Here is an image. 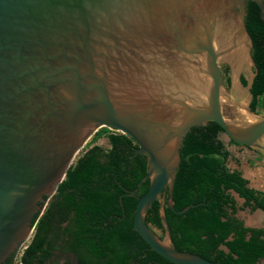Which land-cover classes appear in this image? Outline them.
Masks as SVG:
<instances>
[{"label": "water", "instance_id": "obj_1", "mask_svg": "<svg viewBox=\"0 0 264 264\" xmlns=\"http://www.w3.org/2000/svg\"><path fill=\"white\" fill-rule=\"evenodd\" d=\"M249 1L264 19V0H0V264L28 240L32 217L103 127L148 157L146 175L124 194L149 182L137 234L174 264H216L171 245L164 203L168 195L173 209L179 149L193 127L214 122L264 155V116L247 105ZM220 64L230 67L229 94ZM249 114L254 123L244 122ZM155 201L162 240L145 221Z\"/></svg>", "mask_w": 264, "mask_h": 264}, {"label": "trees", "instance_id": "obj_2", "mask_svg": "<svg viewBox=\"0 0 264 264\" xmlns=\"http://www.w3.org/2000/svg\"><path fill=\"white\" fill-rule=\"evenodd\" d=\"M246 29L251 37L254 78L249 88V108L264 110V19L256 3L246 5ZM230 86L228 68L223 70ZM242 86L248 82L241 77ZM224 134L214 122L193 127L180 145L181 162L174 179L173 209L166 200L164 215L171 245L216 264H258L264 260V228L244 225L236 214L243 207L264 212V192L248 186L240 172L226 166L230 153L220 139ZM106 138L107 147L97 145ZM230 144H234L229 140ZM130 137L103 127L78 153L47 200L35 223L31 242L18 264H174L152 251L134 229L138 198L149 186L144 182L135 196H124L146 175L148 157L137 154ZM193 205L184 213H178ZM37 219V215L34 221ZM145 221L161 232L164 226L155 201ZM6 264H13L12 258Z\"/></svg>", "mask_w": 264, "mask_h": 264}, {"label": "crops", "instance_id": "obj_3", "mask_svg": "<svg viewBox=\"0 0 264 264\" xmlns=\"http://www.w3.org/2000/svg\"><path fill=\"white\" fill-rule=\"evenodd\" d=\"M227 149L230 153L226 163L229 170L240 172L242 177L248 181V186L250 188L264 192V159L254 157V155L249 153L245 148L241 149V147H236L232 149L227 147ZM234 199L236 201V197H234ZM237 199L241 200L243 206L244 200L242 198ZM236 216L244 222L246 227L264 228V212L259 209L251 212L249 211L245 214L240 208ZM263 261L264 260H261L260 262Z\"/></svg>", "mask_w": 264, "mask_h": 264}, {"label": "flooded vegetation", "instance_id": "obj_4", "mask_svg": "<svg viewBox=\"0 0 264 264\" xmlns=\"http://www.w3.org/2000/svg\"><path fill=\"white\" fill-rule=\"evenodd\" d=\"M223 70H224V69H221L222 74H223ZM252 70H254V66L252 67ZM253 72H254V71H253ZM223 77H224V74H223ZM224 85H225V81H224ZM243 87H244V86H243ZM250 99H251V96H250V94H249V101H248V103H247L248 106H249V103H250ZM261 111H262L261 114L264 115V110H261ZM110 131H111V130H110ZM112 132H114V133H120V132H116V131H112ZM258 144H259L261 147H264V144H260L259 141H258ZM233 145H235V146H237V147H241V148H245V149H247L248 151L251 152L252 155H254V157H257V158H259V159H264V158H263L264 156H263L258 150L251 149V148H248V147H246V146H242V145H236V144H233ZM46 204H47V203H46ZM46 204H45V205L43 204L42 206H44V208H45ZM43 211H44V209L42 210V212H38V213L34 214V216L32 217L31 224L33 225V231H32V233L30 234L28 240L25 241V242H18L17 245L14 247V249H13V250H12L7 256H6L5 259L1 262V264H6V263L9 261L10 258H12L13 264H18L19 256L21 255L23 249H25L26 246L31 242V239H32V237H33V233H34L35 223H36V221L38 220V218L41 216V214L43 213ZM36 215H37V219L35 220V222H33V221H34V218H35Z\"/></svg>", "mask_w": 264, "mask_h": 264}, {"label": "rangeland", "instance_id": "obj_5", "mask_svg": "<svg viewBox=\"0 0 264 264\" xmlns=\"http://www.w3.org/2000/svg\"><path fill=\"white\" fill-rule=\"evenodd\" d=\"M220 67H221V69H225V68H228V73H229V76H230V67L227 65V64H220ZM250 71H251V73L253 72V70H252V67L250 68ZM240 75H241V77H244L247 81H248V78H249V73H248V70H247V68H246V66H244L243 68H242V70H241V72H240ZM244 88V87H243ZM225 89H226V91L228 92V94L230 93V86L227 88L226 86H225ZM263 115V114H262ZM264 116V115H263ZM220 139L224 142V144L228 147V148H232V149H235L237 146H235V145H233V144H230L229 143V139L227 138V136L225 135V134H220ZM259 143L260 144H264V138H262V139H260L259 140ZM97 145H99V146H101V147H107L108 146V144H107V140H106V138H101V139H99L98 141H97V143H96ZM241 149H243V148H241ZM247 150V149H246ZM248 151V150H247ZM249 153H251L250 151H248ZM237 157V156H236ZM237 159V158H236ZM236 203H237V206L238 207H240L243 211H244V213L245 214H247L250 210H249V208H247V207H243L242 206V204H241V200H239V199H237V197H236ZM251 212V211H250ZM156 231V233H157V235H160L161 234V232L159 231V230H155ZM258 264H264V261L263 262H259Z\"/></svg>", "mask_w": 264, "mask_h": 264}, {"label": "bare ground", "instance_id": "obj_6", "mask_svg": "<svg viewBox=\"0 0 264 264\" xmlns=\"http://www.w3.org/2000/svg\"><path fill=\"white\" fill-rule=\"evenodd\" d=\"M257 120V117L251 116L250 114L248 115L247 119L244 122L247 123H254Z\"/></svg>", "mask_w": 264, "mask_h": 264}]
</instances>
